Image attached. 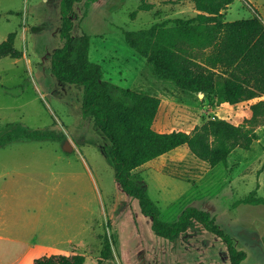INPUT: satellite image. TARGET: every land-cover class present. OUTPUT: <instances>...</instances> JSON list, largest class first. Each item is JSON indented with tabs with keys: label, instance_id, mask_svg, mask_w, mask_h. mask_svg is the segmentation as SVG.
<instances>
[{
	"label": "rangeland",
	"instance_id": "obj_1",
	"mask_svg": "<svg viewBox=\"0 0 264 264\" xmlns=\"http://www.w3.org/2000/svg\"><path fill=\"white\" fill-rule=\"evenodd\" d=\"M152 3L151 9H139ZM73 31L92 37L91 58L105 79L161 98L155 128L192 131L213 117L235 124L250 118L263 96L237 104L217 103L158 78L148 60L125 40L126 30L197 14L193 0H85ZM137 11L135 16L132 12ZM259 16L264 0H235L226 20ZM61 0H0V43L16 33L22 56L0 58V135L27 129L56 138L0 146V264H33L52 252L82 253L100 264L105 235L108 264H231L226 246L200 226L174 241L158 236L138 199L116 182L107 137L82 112L83 88L52 73L51 54L63 45ZM251 149L237 147L216 166L181 146L136 169L164 220L189 205L205 208L248 251L244 264H264V204L237 203L253 190L264 197V124ZM69 141L71 149H64Z\"/></svg>",
	"mask_w": 264,
	"mask_h": 264
},
{
	"label": "trees",
	"instance_id": "obj_2",
	"mask_svg": "<svg viewBox=\"0 0 264 264\" xmlns=\"http://www.w3.org/2000/svg\"><path fill=\"white\" fill-rule=\"evenodd\" d=\"M83 0H61L60 35L63 45L51 54L54 76L62 83L83 88L82 112L110 142L107 154L115 167L116 182L128 196L139 200L144 215L160 237L174 241L193 226H200L226 246L231 264H244L246 249L228 233L210 210L189 205L177 219L161 216L150 197L145 181L136 169L181 145L187 144L195 156L212 166L228 161L237 147L251 149L259 139L257 127L264 124V99L253 103V115L235 124L226 118H210L192 131H159L154 124L161 98L144 91L120 86L105 79L101 63L91 58L92 37L84 32L77 42L73 31L80 15L76 5ZM98 0H85L90 5ZM235 0H193L199 11L190 18L178 17L157 22L149 28L126 30V43L152 65L156 76L179 89L217 103L237 104L264 95V20L259 16L226 20ZM152 3L139 9H151ZM137 11L132 12L135 16ZM16 33L0 43V58L21 57L15 46ZM52 131L27 129L0 135V146L15 141L55 139ZM237 203L264 204L253 190ZM113 258L112 242L104 236L100 264ZM82 253L52 252L35 257L33 264H85Z\"/></svg>",
	"mask_w": 264,
	"mask_h": 264
},
{
	"label": "crops",
	"instance_id": "obj_3",
	"mask_svg": "<svg viewBox=\"0 0 264 264\" xmlns=\"http://www.w3.org/2000/svg\"><path fill=\"white\" fill-rule=\"evenodd\" d=\"M195 10H196V12L198 13L199 11L195 8ZM254 99V98H253ZM251 100V99H250ZM246 101V100H245ZM226 103V102H225ZM240 103V102H239ZM226 104H228V103H226ZM250 116H252L253 115V111H252V109H251V107H250ZM159 131H161V130H159ZM181 146H187V144H184V145H181ZM181 146H179V147H181ZM188 147V146H187ZM178 148V147H177ZM176 149V148H175ZM175 149H173V150H175ZM188 149H189V147H188ZM172 151V150H171ZM170 152V151H169ZM168 153V152H167ZM167 153H165V154H167ZM162 156V155H161ZM152 161V160H151ZM151 161H148L147 163H145V164H143L142 166H144V165H147L148 163H150Z\"/></svg>",
	"mask_w": 264,
	"mask_h": 264
},
{
	"label": "water",
	"instance_id": "obj_4",
	"mask_svg": "<svg viewBox=\"0 0 264 264\" xmlns=\"http://www.w3.org/2000/svg\"><path fill=\"white\" fill-rule=\"evenodd\" d=\"M201 95H203L204 93L203 92H201L200 93ZM64 149H71V146H70V144H69V141H67L66 143H65V145H64Z\"/></svg>",
	"mask_w": 264,
	"mask_h": 264
},
{
	"label": "built area",
	"instance_id": "obj_5",
	"mask_svg": "<svg viewBox=\"0 0 264 264\" xmlns=\"http://www.w3.org/2000/svg\"><path fill=\"white\" fill-rule=\"evenodd\" d=\"M213 118H215V117H213Z\"/></svg>",
	"mask_w": 264,
	"mask_h": 264
},
{
	"label": "bare ground",
	"instance_id": "obj_6",
	"mask_svg": "<svg viewBox=\"0 0 264 264\" xmlns=\"http://www.w3.org/2000/svg\"><path fill=\"white\" fill-rule=\"evenodd\" d=\"M232 105V104H231Z\"/></svg>",
	"mask_w": 264,
	"mask_h": 264
}]
</instances>
